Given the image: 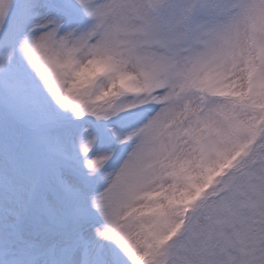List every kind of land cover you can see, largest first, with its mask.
<instances>
[{"label": "snow or ice", "instance_id": "6c2138e0", "mask_svg": "<svg viewBox=\"0 0 264 264\" xmlns=\"http://www.w3.org/2000/svg\"><path fill=\"white\" fill-rule=\"evenodd\" d=\"M0 264H264V0H0Z\"/></svg>", "mask_w": 264, "mask_h": 264}]
</instances>
